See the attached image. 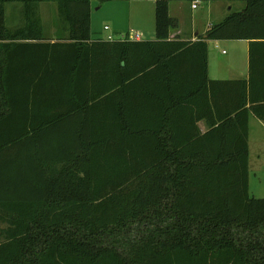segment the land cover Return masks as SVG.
Segmentation results:
<instances>
[{
    "label": "trees",
    "instance_id": "16d2710c",
    "mask_svg": "<svg viewBox=\"0 0 264 264\" xmlns=\"http://www.w3.org/2000/svg\"><path fill=\"white\" fill-rule=\"evenodd\" d=\"M207 1L157 0L154 41L110 42L92 40L89 0H0V264H264L248 145L250 115L264 122V0L167 40L170 2ZM8 3L23 27L6 26ZM41 3L57 6L54 40ZM208 41H247L248 79L210 81ZM194 56L211 109L175 126L194 93L172 65Z\"/></svg>",
    "mask_w": 264,
    "mask_h": 264
},
{
    "label": "rangeland",
    "instance_id": "374dc122",
    "mask_svg": "<svg viewBox=\"0 0 264 264\" xmlns=\"http://www.w3.org/2000/svg\"><path fill=\"white\" fill-rule=\"evenodd\" d=\"M90 1V31L91 38L105 39L113 36L120 40L127 33L141 34V40L149 41L155 39V3L157 0H89ZM182 3L180 14H175V6ZM17 3L5 5V21L11 26L14 16L18 11ZM20 5V4H17ZM184 6V7H183ZM245 7V0H208L197 3V9L190 11L187 2H170L168 13L171 17H180L183 27L189 31L191 20L197 26V30L206 29L209 25L220 22L233 12H240ZM211 11L208 15L207 9ZM37 13L42 19L45 35L47 31H57L60 21L55 3H41ZM108 27V30L104 28ZM231 41L220 44L221 50L212 49L210 76L212 78L225 77L224 64L235 62L239 59L238 53L229 48ZM223 66V67H222ZM223 68V69H222ZM223 73V74H222ZM256 129L252 124L249 139L250 167H249V194L255 198H264V127L257 120L254 121ZM257 155H259L257 157Z\"/></svg>",
    "mask_w": 264,
    "mask_h": 264
},
{
    "label": "crops",
    "instance_id": "0c3cea01",
    "mask_svg": "<svg viewBox=\"0 0 264 264\" xmlns=\"http://www.w3.org/2000/svg\"><path fill=\"white\" fill-rule=\"evenodd\" d=\"M182 5H183L182 3H179V4H177V6H175V14H180L179 12L182 10ZM16 7H18V11H17L16 15L14 16L12 25L7 26V24H6V26L9 29H18V28L23 27L25 24L22 5L16 4ZM189 9H190V11L194 10L191 8L190 3H189ZM196 9L197 8H195V10ZM37 10H38V7H37ZM207 13H208V15L211 14V11L209 10V8L207 9ZM172 18H175L178 21V27L176 29L170 31L169 37L167 39L169 41L178 39V40L196 42L198 40L199 35L204 34L205 31L210 27V25H209V27H207L206 29L197 30V29H195V28H197L196 24L194 25L193 20H191V29L189 31H187L183 27L184 23L180 17H178V18L172 17ZM41 22H42V19H41ZM42 26H43L45 41L54 40L56 38L55 37L56 31H54V30L50 31V32L47 31L46 35H45V29H44L43 22H42ZM92 40L97 41V39H93V38H92ZM98 40L106 41V38L105 39H98ZM154 40H149V41H154ZM26 42L30 43V42H34V41H26ZM225 42L226 41H208L207 42V53H208V55H207V72H208L209 80L210 81L247 80L249 77V53H248L249 43L247 41H231L229 48L230 49L232 48L234 50V53H238L239 59L237 60V62H235V66L231 62H226L224 64L226 69H223V68L222 69L224 71L223 73L226 74L225 77L212 78L210 76L212 49H218V51L221 50L222 53L223 52L226 53V51L224 49H221L219 47L220 44L224 45ZM172 66L176 71L178 70L180 73V76L183 77V79H182L183 84H185V81H186L185 77H187L188 79L190 78V80L189 81L187 80V82L189 84H191L190 86L193 87L192 92L194 94L191 96L190 101L186 104V107H182L181 109H180V106L178 105L179 107L177 109H179V111H176V113L172 119V120H175L174 121L175 126H179L180 123H182V122L184 124H187V126H188L189 120H187L185 117H181V114H185L184 113L185 109H187V114H189L192 111H199L200 109L204 112L207 110V113L210 112L211 105H212L211 85H209V84L207 85V93H206L205 90H203L204 87L202 85L201 66H200V63H199L198 59L196 58V56H194L193 58H190L188 60L187 59H182V60L175 59ZM157 75L160 76L159 74H157ZM143 83H144V86L149 87V88L150 87L157 88L158 85L160 86V84L158 83V78L155 80V82L150 81V80H146ZM216 87L220 91L219 97H220L221 102L223 103V101L226 100L225 96H226L227 86H216ZM224 104H225V102H224ZM181 110H182V113H181ZM162 111H163V108H156V111H155L156 115L155 116H156V120H158V122L160 120H162V118H163ZM148 118H152V117L149 116ZM255 120H257L259 122V124H261L262 127H264L263 121L256 119L253 115H250L249 122H248V145H249V139H250L252 124L254 126V130L256 129V124H254ZM71 121H72V119L68 120V122H71ZM195 126L197 127L196 128L197 134L204 135L208 131V127H207L204 120L198 121L195 124ZM61 134H64L65 136H68V137L76 138L78 136V127L67 124V125L63 126V128L61 129ZM107 135H109L108 132H107ZM161 135L163 137H165V136H167V133H164ZM76 143L77 142L75 141V145H76ZM258 156L259 155H257V157ZM249 167H250V147H249Z\"/></svg>",
    "mask_w": 264,
    "mask_h": 264
},
{
    "label": "built area",
    "instance_id": "2783aa9c",
    "mask_svg": "<svg viewBox=\"0 0 264 264\" xmlns=\"http://www.w3.org/2000/svg\"><path fill=\"white\" fill-rule=\"evenodd\" d=\"M197 7V3L195 2V3H192L191 4V8L192 9H195ZM105 30H108V27H105L104 28ZM115 39H114V37L113 36H108L107 38H106V41H110V42H112V41H114ZM120 40H130V41H140L141 40V34H139V33H128V36L126 37L125 35H122L121 37H120Z\"/></svg>",
    "mask_w": 264,
    "mask_h": 264
}]
</instances>
